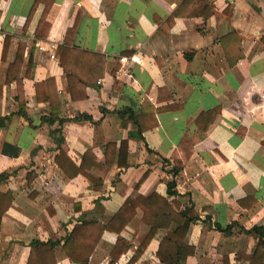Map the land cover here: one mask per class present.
I'll list each match as a JSON object with an SVG mask.
<instances>
[{
    "label": "crops",
    "instance_id": "0c3cea01",
    "mask_svg": "<svg viewBox=\"0 0 264 264\" xmlns=\"http://www.w3.org/2000/svg\"><path fill=\"white\" fill-rule=\"evenodd\" d=\"M35 1L0 0V116L13 113L0 127V192L13 197L1 216L0 264H26L31 240L63 238L77 222L106 224L127 197L153 192L177 200L180 210L192 204L199 213L186 237L195 253L183 264H246L238 255L252 253L258 236L244 230L264 226V0H53L47 33L40 37L36 30L49 0ZM76 17L68 45L101 54L105 62L87 96L73 100L58 59L46 49L49 42H65ZM19 43L25 45L19 76L28 119L14 114L16 82L5 83ZM238 48L242 58L230 65L225 52L233 58ZM31 49L34 67L25 77ZM47 77L55 79L59 116L66 120L61 126L41 120L49 105L36 99L34 83ZM214 107L219 112L203 130L209 116L195 119ZM150 109H159L157 126L129 136L137 128L128 110H145L148 125ZM59 127L71 162L78 166L91 150L101 164L89 168L93 158L84 160L86 172L102 181L100 189L80 173L67 176L55 163L51 131ZM183 137L192 151L174 176L173 155H181ZM122 139L128 141L125 168L117 165V148L112 163L104 155L107 142ZM172 179L176 195L167 194ZM141 216L137 208L123 230L130 248L111 264H161L156 251L162 229L131 260L148 231ZM231 223L230 234L215 227ZM115 239L104 231L87 264H108ZM53 251L55 264H72L61 244Z\"/></svg>",
    "mask_w": 264,
    "mask_h": 264
},
{
    "label": "trees",
    "instance_id": "16d2710c",
    "mask_svg": "<svg viewBox=\"0 0 264 264\" xmlns=\"http://www.w3.org/2000/svg\"><path fill=\"white\" fill-rule=\"evenodd\" d=\"M36 2L37 0L34 5H36ZM52 2L53 0H49L45 3L43 14L39 20V25L36 30L37 37L45 36L47 33L49 24L45 21V15ZM210 13H213V8L210 9L207 15H210ZM77 19L78 17L75 18L72 26L68 29L65 42L58 45L55 51V56L58 59L59 65L68 79L69 91L73 100L85 98L87 96V87L95 85L97 80L102 77L105 62V57L101 54L83 51L72 48L68 45L70 37L73 35V31L75 30ZM27 21L28 18L26 23ZM8 45L9 37L6 35L4 38L1 56L3 59L5 58ZM24 46V44H18L15 58L7 67L5 83L13 80L16 82L17 94L15 96V100L17 102V110L14 114L21 115L28 119L22 78L19 76ZM32 52L33 50L31 49L28 56L25 77L30 76V70L34 67ZM225 55L230 65L237 63V61L242 58L240 49L238 55L233 58H230V55L227 52H225ZM94 65H99L100 68L99 70L92 72ZM34 86L36 99L40 102H46L49 105L48 115L41 118L42 122H46L50 125L54 122H58L61 126L66 120L59 116L61 108L55 79L53 77H47L42 81L35 82ZM146 110L150 112L149 109ZM150 110L153 122L148 125L143 122L145 110L141 114H136L135 112L128 110V119L133 126L137 128L136 133H129V136L141 137L142 133L146 129H151L157 126L156 114L159 109ZM218 112L219 108L214 107L213 109L201 112L195 120L198 122V118L202 114H207L209 118L206 124L202 127V129L205 130L215 119ZM12 115L13 113L6 116H0V127L5 126L6 122L9 121ZM148 116L149 115H147V117ZM83 118L92 120L91 117L87 115H84ZM51 135L54 136V140L58 147V153L56 154L54 160L61 170L69 177H73L80 173L87 179L91 188L100 189L102 187V181L94 178L86 172V166L84 165V160L86 158L88 160L93 158L92 162L87 165L89 168L92 165H101L96 161V157L93 152L91 150H86L82 156L81 163L76 166L67 157V146L61 133V128L59 127L51 131ZM184 140H186V137L181 139V142L183 143H181L180 147L183 151L185 150V152L182 151L181 155H178L177 153L173 155L174 167L172 172L174 176L178 175L182 170L184 163L187 161L192 151V145L189 147L186 143H184ZM116 148L118 149L117 165L119 167H127V163H122V159H125L127 156V139H122L119 142L109 141L106 143L104 149L106 163H112ZM110 155L112 156V159H110ZM146 175L147 172L140 177L136 187L142 183ZM2 176L3 174H0V178ZM166 186L167 194L176 195V181L174 179L168 181ZM12 199L13 197L10 191L0 192V222L1 216L11 205ZM179 207L180 203L177 200L168 202L165 197L157 194L156 192L148 195L138 194L135 197L129 196L109 218L106 224H101L95 220L77 222L63 238H53L48 239L47 241H41L38 239L31 240L29 243V253L26 259V264H55L53 248L59 244H61L66 256L72 264H87L90 255L102 237L104 231H111L116 234L114 248L111 252V259L108 263L111 264L121 253H124L130 248V244L125 241L123 230L125 226L137 215V208L142 211L141 221L148 226V231L138 247L135 249L131 260H135L139 255H141L157 231L162 229L165 233L161 237L158 244L156 251L157 259L161 264H183L189 256H192L195 253V246L189 244L186 237L190 225L198 221L200 216L192 204L182 210H180ZM235 225L236 224L231 223L226 227H221L219 225H215V227L217 230L225 234H230L232 227ZM244 231L249 234L257 235L258 241L252 253L239 254L238 258H242L246 264H264V226L254 225L250 229Z\"/></svg>",
    "mask_w": 264,
    "mask_h": 264
},
{
    "label": "built area",
    "instance_id": "2783aa9c",
    "mask_svg": "<svg viewBox=\"0 0 264 264\" xmlns=\"http://www.w3.org/2000/svg\"><path fill=\"white\" fill-rule=\"evenodd\" d=\"M47 45H48V47H47V51H48V53H49V57L50 58H55V55H54V53H55V49H56V44L54 43V42H49V43H47ZM38 46V49L39 50H43L45 47L43 46V44H38L37 45Z\"/></svg>",
    "mask_w": 264,
    "mask_h": 264
}]
</instances>
